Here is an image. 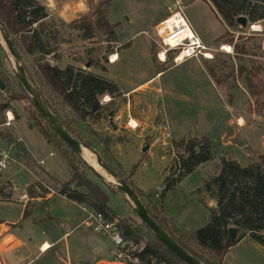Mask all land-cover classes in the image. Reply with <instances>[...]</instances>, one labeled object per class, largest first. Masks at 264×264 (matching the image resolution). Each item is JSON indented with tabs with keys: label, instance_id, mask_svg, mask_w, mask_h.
Segmentation results:
<instances>
[{
	"label": "rangeland",
	"instance_id": "rangeland-1",
	"mask_svg": "<svg viewBox=\"0 0 264 264\" xmlns=\"http://www.w3.org/2000/svg\"><path fill=\"white\" fill-rule=\"evenodd\" d=\"M87 3L89 15L93 14L96 6L110 23L118 26L112 30L111 35L94 29L93 39L85 40L78 27L61 26V43L57 52L59 61L56 62L52 57L40 58L19 52L20 62L29 73L32 85L49 102L52 112L82 140L80 142L96 151L102 163L107 166L109 164L111 167H108L115 173L118 172L124 178L132 174V179L149 194L143 199L140 197L145 208L154 214V208L159 209L155 188L161 189L160 194L164 177L172 166L173 156L181 154L183 147L176 146L181 141L200 140L208 136V140L215 145L211 154L215 151H218L217 154L225 153L222 158L236 160L241 166L264 157V23H256L244 29L237 26L235 30H226L229 34L214 42L225 33V28L204 0H90ZM177 11H180L200 42L211 49V60H188L176 66L169 52L165 53L163 62L157 58V54H161V42L155 28L162 21H159L161 18H167ZM75 16L81 14L75 12ZM92 17L90 21L94 22L96 16ZM252 26H256L257 30L252 31ZM224 45L230 48L229 53L221 50ZM113 55L119 58V64L115 62L118 65L109 72V59L112 60ZM45 64L61 69L73 66L107 78L113 76L115 83L124 91L146 81L157 71H167L161 75L162 78L146 83L125 100L119 97L104 106L102 97L100 104L104 109L101 116L98 114L96 119L92 116L82 122L44 85L39 67ZM0 81L5 86V90L0 92V99L5 96L6 90L14 97L9 110L14 120L9 127L0 126V150L8 149L12 157L6 169L0 172V201L9 202L5 205L0 203V220L18 222L20 227L16 229V234L36 252L35 247L42 240L50 242L49 226L46 221L38 222L37 218L23 219L20 216L21 205L26 201L25 206L29 212L37 211L47 201L42 184L54 191L52 196L58 195V187L70 180L72 172L61 157L64 146L60 147L59 152L41 135L39 126L51 133L50 128L18 83L13 64L1 41ZM127 104L130 105L131 116L146 124L141 135L132 132L130 128H123ZM108 111L111 114L118 112L117 116L122 120L113 121L112 118L103 117ZM139 116L143 117L142 121ZM164 128L169 133L168 144L151 148L153 136ZM8 134L20 141L32 157L28 156L27 151L25 155L16 156L2 139ZM220 142L229 145L222 148ZM217 145L221 147L219 150H216L219 147ZM104 147H108L109 155H104ZM145 147L149 154L142 153ZM67 156L78 173L103 187L81 157L70 153ZM217 159L221 160L220 157ZM40 162L41 166L38 164ZM215 171L213 165L207 164L197 173L186 177L177 189L167 193L163 201V212L169 217L167 221L172 231L175 228L191 236L207 224V207L192 200L191 192L204 184L207 176ZM103 177L108 181L106 175ZM29 188L34 191L35 198L28 196ZM103 189L108 196L110 208L117 214L122 213L124 204L119 196L114 197L118 194L115 188L114 194L105 187ZM58 200H53L39 211L42 218L48 215L60 217L65 208ZM206 203L214 204L210 200H206ZM130 209L129 214L122 216V221L138 228L142 242L149 241L151 237L131 206ZM73 238L68 241L71 243ZM182 242L194 250L191 242H185V239ZM63 245L61 243L62 249ZM70 246L72 252L77 253L78 244ZM83 252L87 260L93 259L92 254ZM63 257L74 263L71 255L69 258L65 255ZM32 258L34 256L29 254H18L11 261L4 259L1 264H28L30 260H35ZM36 258L34 264H63L55 259L52 250ZM223 264H264V248L246 237L229 250L223 258Z\"/></svg>",
	"mask_w": 264,
	"mask_h": 264
},
{
	"label": "trees",
	"instance_id": "trees-1",
	"mask_svg": "<svg viewBox=\"0 0 264 264\" xmlns=\"http://www.w3.org/2000/svg\"><path fill=\"white\" fill-rule=\"evenodd\" d=\"M204 1L208 2L215 17L226 27L225 33L219 39L229 34L226 30L237 28V18H246L247 26L264 23V0ZM89 12L90 10L79 19L65 24L55 16H51L38 0H0V25L10 39L19 59V52H22L27 56L52 57L57 62L59 61L57 57L58 46L61 43L59 41V27H78V30L83 33L82 38L85 40L93 39L94 29L111 35L112 30L116 28V25H111L105 14L96 6L92 15H89ZM92 16H96L94 22L90 21ZM24 70L30 79L29 73L25 68ZM39 72L44 85L49 87L55 96L66 104L82 122L92 116L96 119L98 114L99 117L101 116L100 113L106 106L100 104L102 97L109 96L113 101L121 98V93L115 83L73 66L61 69L45 64L39 67ZM38 92L43 98L42 93L39 90ZM13 101L14 97L6 90L5 96L0 99V126L4 124V114L11 109L10 104ZM44 101L50 108L49 102L45 99ZM109 114H111L110 111L103 114V117L108 118ZM38 115L42 118L39 113ZM60 121L76 140L82 141L65 122L61 119ZM47 125L49 126L48 123ZM49 128L51 133L40 126L38 129L45 141L59 152L60 147L64 146L61 150V157L72 172L70 180L60 184L57 194L94 214L100 215L105 222L112 223L118 229L123 240L137 248L131 250L129 245H125L118 249L125 254L124 260H122L124 264H185L161 244L151 231L141 223L151 237L149 241L142 242L138 228L122 221V218L109 206V199L103 187L112 194L115 193L116 189L114 190L111 185L104 183L90 168L88 170L101 181L103 187L90 181L84 174L78 173L67 154L79 156L67 147L50 126ZM2 139L7 142L16 156L27 154L23 144L13 139L11 135L8 134ZM86 145L89 144L86 143ZM179 145L183 147L181 154H175L173 157L172 166L164 177L162 191L157 197L159 209L155 207L156 214H154L146 208L150 217L178 245L203 264H223V258L229 250L246 237L264 248V157L262 156L257 162L247 166H241L236 160L221 158L217 172L208 177L203 186L196 190L199 202L203 205H207L206 200L215 204V207L206 206L208 210L207 224L191 236H186L175 228L174 231L169 228L170 223L162 215L163 201L167 193L174 190L185 177L192 174L201 164L209 162L213 158L211 143L205 138L181 141L176 144V146ZM103 153L109 155L108 147H104ZM108 166L110 165L108 164ZM116 173L121 179L122 176L118 172ZM131 176L132 174L128 178ZM122 179L135 191L127 178L122 177ZM74 184L75 188L72 187ZM78 189H84V192ZM27 192L30 198H35L32 188H29ZM135 193L139 198L142 197L139 192L135 191ZM126 203L128 202L126 201ZM29 215L28 208L25 207L23 218H27ZM182 239H185V242H191L194 250L182 242ZM112 252L111 260L116 262V257L112 255ZM134 260L135 262H133Z\"/></svg>",
	"mask_w": 264,
	"mask_h": 264
},
{
	"label": "crops",
	"instance_id": "crops-1",
	"mask_svg": "<svg viewBox=\"0 0 264 264\" xmlns=\"http://www.w3.org/2000/svg\"><path fill=\"white\" fill-rule=\"evenodd\" d=\"M38 1L41 3V0H38ZM57 1H59V2H57ZM87 1L89 2L90 0H87ZM55 3H56V9L55 10H48V12L51 16H55L56 18L60 19L62 22L65 23L64 19L61 18V16H60V13L64 11L65 5H68L69 8H68V11L64 13V15L66 17H69V18H72L73 16H75L74 6L72 4V0H55ZM79 14H81V16H82L86 13H79ZM81 16H79V17L75 16L76 18L71 19V22L79 19ZM164 18H166V17H164ZM164 18H161L159 21L163 20ZM65 24H69V23H65ZM110 24L116 25V24H112V23H110ZM117 28H118V26L116 25L115 30ZM224 28L226 29L225 26H224ZM222 35H220L218 38H216L214 40V42L217 41ZM115 62L119 64V58L116 59ZM115 62L109 63V66H108L109 72L114 70L115 67L118 65ZM52 66H54V65H52ZM166 71H167V69L165 71H162V72L157 71L156 73L153 74V76H151L149 78L150 80L147 79L146 81H143V82L137 84L136 86L129 88L128 90H125V91L121 90L120 86H118V84L115 83L116 80L113 76H110L109 78H107V77H104V78H106L110 81H113L118 86L120 93H122L121 98L123 100H125L128 97V95L134 94L135 92H137V90L144 87L146 83H149L150 81L155 82L157 79L159 80V78H162L163 76H161V75ZM88 72L91 73V71H88ZM95 75H98V74H95ZM103 99H105V102L103 103V105H109L111 102H113V100L109 96H104ZM107 99H109V101H107ZM129 108H130V105L127 104L125 107V113L126 114H125V121L123 122V128H124V130H128V126L126 123L129 120H131L134 124L137 125V129L136 130L131 129V131L136 132L139 135H141L145 130L146 124L145 123L142 124L138 119L131 116V114L129 112ZM117 114H118V112H115V114H109L108 118L109 119L112 118L113 121L122 120V118L120 116H117ZM119 117H120V119H118ZM139 117H140L139 119H141V121H142L143 117H141V116H139ZM147 117L148 116H146V119H147ZM120 125H122V124L120 123ZM138 137H140V136H138ZM204 138L207 140L209 139L208 136H206ZM228 145H229V143H227V142H220V146L222 148L226 147ZM214 146H215L214 143L213 144L211 143V149H213ZM217 146H219V145H217ZM220 146L218 148L216 147L217 148L216 150H219L221 148ZM150 147L153 148L154 146L150 145ZM25 150L27 151L26 148H25ZM146 152L149 154V151L146 150ZM217 152L218 151H215L212 154L213 158L211 161L204 163V164H201L192 174L197 173L203 166L210 164V165H213V168L216 170L213 174L209 175V176H213L217 172V169H218L219 163H220L219 162L220 160L217 158L218 157L222 158L225 156V153L219 152L217 154ZM27 153H28V156L32 157L28 151H27ZM192 174H190L189 176H191ZM1 176L2 175H0V177ZM209 176H207V177H209ZM125 178L128 179V182L132 185V187L135 189V191L139 192L142 195V199H143V197L145 198V197L149 196V194L145 190H143L141 188V186L139 185V183L136 182L134 179H132V177L131 178L125 177ZM183 180L180 182V184L183 182ZM202 186H203V184L200 185L197 189H200ZM72 187L75 188V186H72ZM197 189L192 190V192H191L192 198L191 199L192 200L195 199V201L197 200L199 202V198L196 195ZM78 190L82 191L81 189H78ZM82 192H84V190ZM117 196H119L120 198ZM114 197H117L120 200H122V202L124 204L123 212L118 214L120 216V218H122V216H124L125 213L129 214V212L131 210L130 209L131 205L129 206L130 203L126 200L125 196L122 195L121 193H118L117 195H114ZM46 199H47L46 205L40 207L37 211H33L32 213L29 212L30 215L28 217L32 218V219L37 218L38 222H40V220L47 222V224L49 226L50 242L46 241V240H42L38 244V246L35 247L36 252H33L29 248L28 244L26 242H24V240H22L16 234V232H15L16 229L20 227V224L18 222L8 223L6 221L0 220V264L4 259H6L7 261H11L18 254L23 255V256H25L26 254H29L30 256H34L35 260H30L28 262V264H34V261H36V259H37L36 258L37 255H39V257H42L43 254L49 250H52L54 255L56 256L55 259L63 262V264H120L118 262L111 260V251L113 250V245H112L110 239L108 237H106L105 235H100V234H96L93 232V229H92L93 222H92V220H88V214H87L89 211L88 209H86L82 206H79L78 204H76L74 202L68 201L64 197L59 196V195L47 196ZM22 200H25V199H22ZM53 200H58L57 202L62 203L63 207L65 208V211H63V213L60 214V217H52V216L48 215L46 218H42L39 211H41V209L47 207V205L52 203ZM148 200H151V197H148ZM126 201L129 204L126 203ZM0 203L3 205L9 204V202H3V201H0ZM25 205H26V201H24L23 205H21L20 216H22V218H23L24 209L26 207ZM211 205L212 204L209 203L206 206L211 207ZM162 215L166 218V220L169 219V217L167 216V214H165L163 212V210H162ZM35 223H37L36 220H35ZM71 237H74V238H73V241L70 243L68 240ZM61 243H64L63 249L61 248ZM45 244H47L49 246V249H47L45 252H43L42 247ZM70 244L71 245L78 244L79 250L77 251V253L72 252V248H71ZM70 250H71V252H70ZM83 251L88 252L89 254H92L93 259L87 260V258L84 256ZM64 255L68 258L71 255L74 263L70 262V260L64 259V257H63ZM34 258H32V259H34Z\"/></svg>",
	"mask_w": 264,
	"mask_h": 264
},
{
	"label": "water",
	"instance_id": "water-1",
	"mask_svg": "<svg viewBox=\"0 0 264 264\" xmlns=\"http://www.w3.org/2000/svg\"><path fill=\"white\" fill-rule=\"evenodd\" d=\"M236 24L244 29L247 27V20L244 17H240L236 19ZM0 41L3 44L8 56L13 64V68L15 70V76L18 80V83L24 90V92L28 95L30 100L32 101L37 112L42 116V118L49 124V126L54 130V132L58 135V137L79 157L82 158L83 150H87L91 154H93L96 158V164L104 171V173L111 177L115 183L107 182L104 177H102L99 173H97L94 168L89 166L93 172L96 173L98 177H100L105 182L112 185L117 191H119L122 195L125 196L126 200L130 203L135 215L139 219V221L144 224L147 229L151 231V233L155 236V238L163 244L175 257H177L180 261L185 264H203L197 258L190 255L187 251H185L180 245L176 243V241L162 228L160 227L148 214L143 202L139 198V196L135 193V191L122 179H120L114 171H112L109 167H107L104 163H102L99 154L86 147L84 144L76 140L63 126L60 119L52 112L49 106L46 104L44 99L41 97L39 92L35 89V87L30 82L29 78L26 75L24 68L21 65L19 56L15 51L10 39L5 34L3 28L0 25ZM5 90L4 84L0 81V92ZM147 148H143L142 153H145ZM86 162V161H85ZM211 207H215L214 204Z\"/></svg>",
	"mask_w": 264,
	"mask_h": 264
},
{
	"label": "built area",
	"instance_id": "built-area-1",
	"mask_svg": "<svg viewBox=\"0 0 264 264\" xmlns=\"http://www.w3.org/2000/svg\"><path fill=\"white\" fill-rule=\"evenodd\" d=\"M178 16L182 21L184 27H178L175 23H171L169 17ZM186 29L190 31L192 38H186L183 34V30ZM156 35L161 42V53L165 55V53H171L172 60L174 65H180L188 60H211L212 54L211 49L207 46H204L200 40L197 38L195 33L191 30L188 23L180 13L177 11L166 19L162 20L157 27L155 28ZM160 53L157 54V58L159 59ZM160 60V59H159ZM111 62V59H109ZM161 61V60H160ZM164 59L161 61L163 62ZM105 99H103V103ZM120 119V117L118 118ZM13 114L11 112H5V122L4 126L9 127L13 122ZM133 122L129 120L126 124L128 128L132 130L137 129V125L132 126ZM169 142V133L164 128L162 131L159 130L157 135L153 136L152 142L150 145H166ZM11 148V147H9ZM174 157V156H173ZM12 157L10 151L7 149L0 150V172L6 169V164L8 161H11ZM39 166L42 165V162L38 163ZM45 188L46 196H51L54 194V191L42 184ZM161 189L159 187L155 188V198L158 197L159 191ZM88 220H92L93 222V232L100 235H105L108 237L113 245L112 255L116 257V262L120 264H124L122 260H124L125 254L120 252L118 249L123 248L125 245H129L131 250H136L137 248L132 244L126 243L122 236L120 235L118 229L112 224L107 223L103 220V218L98 215L88 211ZM135 262V260L133 261Z\"/></svg>",
	"mask_w": 264,
	"mask_h": 264
},
{
	"label": "bare ground",
	"instance_id": "bare-ground-1",
	"mask_svg": "<svg viewBox=\"0 0 264 264\" xmlns=\"http://www.w3.org/2000/svg\"><path fill=\"white\" fill-rule=\"evenodd\" d=\"M170 18V21L169 22H171V23H175L178 27H184V25L182 24V21L180 20V18L178 17V16H175V17H169ZM252 31H256L257 30V27L256 26H252V29H251ZM183 34H184V36L186 37V38H192L191 37V34L192 33H190V31H188V30H186V29H184L183 30ZM221 50L222 51H224L225 53H229L230 52V48L228 47V46H223L222 48H221ZM116 57L114 56L113 58H112V60H111V62L113 63V62H115L116 61ZM159 59L162 61L163 59H164V54L163 53H161L160 55H159ZM107 101H109V99H107ZM135 124L134 123H132V126H134ZM82 159L84 160V161H86V163L89 165V166H91L92 168H94V170L97 172V173H100L101 174V176L103 175V176H105L106 174L104 173V171L96 164V158H95V156L93 155V154H91L90 152H88L87 150H83V152H82ZM102 176V177H103ZM106 178H107V180L108 181H110L109 183H115V181L114 180H112L111 179V177L110 176H108V175H106ZM105 179V178H104ZM106 180V179H105ZM107 181V182H108ZM47 249H49V246L47 245V244H45L43 247H42V251L43 252H45Z\"/></svg>",
	"mask_w": 264,
	"mask_h": 264
},
{
	"label": "clouds",
	"instance_id": "clouds-1",
	"mask_svg": "<svg viewBox=\"0 0 264 264\" xmlns=\"http://www.w3.org/2000/svg\"><path fill=\"white\" fill-rule=\"evenodd\" d=\"M41 4L45 7L46 10L56 9L55 0H41ZM72 4L74 6V12L87 13L89 11L87 0H72ZM68 8L69 6L65 5L64 11L60 13L61 18L64 19L65 23H70L71 19L76 18L75 16L69 18L64 15V13L68 11Z\"/></svg>",
	"mask_w": 264,
	"mask_h": 264
}]
</instances>
